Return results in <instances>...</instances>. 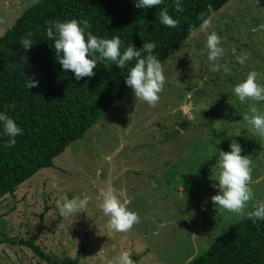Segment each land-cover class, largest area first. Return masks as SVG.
Masks as SVG:
<instances>
[{"label": "rangeland", "instance_id": "obj_1", "mask_svg": "<svg viewBox=\"0 0 264 264\" xmlns=\"http://www.w3.org/2000/svg\"><path fill=\"white\" fill-rule=\"evenodd\" d=\"M39 1L0 0V37ZM211 25L208 32L199 27L161 63L166 83L155 107L129 91L52 166L0 203V264H61L66 257H78L79 264H116L122 250L134 264L189 263L241 219L211 200L220 191L213 186L219 184L214 179L219 152L230 151L232 140L252 161L254 198L245 211L264 201V138L243 120L251 107L264 112V101L240 102L234 92L252 70L264 85V7L257 0H229ZM211 31L222 38L225 52L218 63L228 72L211 71L206 48ZM242 54L248 57L244 64L236 59ZM193 182L198 187L190 190ZM110 186L139 215L127 232L111 229L99 207ZM85 195L86 212L60 216L57 200Z\"/></svg>", "mask_w": 264, "mask_h": 264}, {"label": "trees", "instance_id": "obj_2", "mask_svg": "<svg viewBox=\"0 0 264 264\" xmlns=\"http://www.w3.org/2000/svg\"><path fill=\"white\" fill-rule=\"evenodd\" d=\"M228 1L180 0L182 11H176L175 0H163L150 8L135 7L136 0H40L28 8L0 37V112L22 129L16 144L8 147L10 137L0 123V203L39 170L52 166L71 142L82 138L132 90L126 77L135 60L123 69L112 61H98L95 75L79 80L64 70L54 40L46 34L49 21L77 19L83 26L88 20L86 32L102 38L119 36L121 52L128 45L142 51L145 42H154L153 54L163 63L180 51L191 28L199 29L201 13L208 14L209 4L216 13ZM257 1L264 7V0ZM165 7L179 21L176 28L159 21V12ZM29 32L33 44L25 50L21 40ZM142 55L146 53L142 51ZM28 77L37 80L38 86L29 89ZM26 243L45 256L33 240ZM61 264H79V258L66 257ZM187 264H264V220L254 223L245 214Z\"/></svg>", "mask_w": 264, "mask_h": 264}, {"label": "clouds", "instance_id": "obj_3", "mask_svg": "<svg viewBox=\"0 0 264 264\" xmlns=\"http://www.w3.org/2000/svg\"><path fill=\"white\" fill-rule=\"evenodd\" d=\"M162 3L163 0H136L135 7L150 8ZM175 9L176 11L183 10L180 0H175ZM207 12L208 14L201 13L200 16L202 23L199 30L203 32H208L215 16L211 4L208 5ZM159 21L170 28H176L179 24V21L169 14L167 7L159 12ZM82 24L83 26L77 19L48 22L46 34L48 38L54 40L55 51L60 57L58 61L63 69L74 73L76 79L79 80L94 76V69L98 61H112L123 69L130 61L135 60L134 66L128 68L126 84L133 90L137 101H143L149 106L155 107L160 99L159 94L163 91L166 83L161 61L153 54L156 44L154 42L144 43L140 49L146 55H142V51L132 45H128L126 50L121 52L122 41L119 36L98 37L91 31L86 32V29L90 27L88 20H84ZM189 35L196 36V29L191 28ZM31 36L32 33L29 32L21 40V45L25 50L33 44ZM221 44L222 38L216 31H211L207 35L206 48L208 49V60L213 62L211 68L213 72H219L221 67L225 72L229 71L227 65L218 63L225 52ZM232 52L236 54V49L233 48ZM247 58V54L236 56L240 64H244ZM259 76V72L252 70L247 74L246 79L235 86L234 92L240 102H244L246 99L257 102L264 101V85L257 82ZM38 83L37 80L28 77L26 86L30 89L37 87ZM250 112L251 115L245 114L243 120L249 123L255 135L264 138V112H260L256 107H251ZM0 123L3 124L4 134L10 137L6 146H14L16 137L22 134V129L5 112H0ZM230 149V151L221 150L219 152L217 165L220 171L218 177L214 178L219 181V184L213 186L218 187L220 191L213 195L211 200L218 209L239 214L241 218L246 214L247 218L254 223L257 220H264V201L252 203V210L245 211L249 202L254 198L253 190L249 186L252 179V161L248 156L241 155L242 147L236 140H232ZM89 201L90 198L87 195L83 198L72 199L64 197L56 201V206L61 217H68L79 212H86ZM99 207L104 215L109 217V227L116 232H127L134 224L140 222L138 213L128 209L111 186L103 193ZM116 264H134L131 253L122 250L117 257Z\"/></svg>", "mask_w": 264, "mask_h": 264}, {"label": "crops", "instance_id": "obj_4", "mask_svg": "<svg viewBox=\"0 0 264 264\" xmlns=\"http://www.w3.org/2000/svg\"><path fill=\"white\" fill-rule=\"evenodd\" d=\"M185 111L188 112V111H189L188 108H185ZM192 185H193L194 187H198V183L193 182V183H191V184L189 185L190 190H191ZM202 221H203V218H202Z\"/></svg>", "mask_w": 264, "mask_h": 264}]
</instances>
